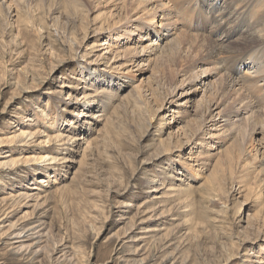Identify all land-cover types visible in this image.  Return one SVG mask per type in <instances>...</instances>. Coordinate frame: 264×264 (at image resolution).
<instances>
[{"label":"rangeland","instance_id":"1","mask_svg":"<svg viewBox=\"0 0 264 264\" xmlns=\"http://www.w3.org/2000/svg\"><path fill=\"white\" fill-rule=\"evenodd\" d=\"M226 1L0 0V264H264V87L196 48L264 5Z\"/></svg>","mask_w":264,"mask_h":264},{"label":"bare ground","instance_id":"2","mask_svg":"<svg viewBox=\"0 0 264 264\" xmlns=\"http://www.w3.org/2000/svg\"><path fill=\"white\" fill-rule=\"evenodd\" d=\"M43 3H44V1L45 0H41ZM46 1H49V0H46ZM56 2V4H57V7L58 6H60V4H61V2H65L67 5H71V4H73V5H76V6H81V5H83L82 4V0H55ZM169 1V0H168ZM171 2L172 1H174V2H178V1H180V0H170ZM182 2V5L183 6H185L186 8H188L187 9V12H188V10H190V8L191 7H189L190 6V4H191V0H181ZM187 2H188V4H187ZM231 2H233L234 4H237V5H242V8H246V7H252V6H254V7H260V6H263L264 5V3L263 2H258V4L256 5L255 3L257 2V0H233V1H226L225 2V6H224V8L226 9L227 8V10L228 9H231L232 8V6H233V4L231 3ZM166 3H167V1H166ZM176 4V3H175ZM166 5V4H165ZM188 5V6H187ZM239 5V6H240ZM71 7V6H70ZM199 7V6H198ZM60 8V7H59ZM247 10V9H246ZM186 11V10H185ZM231 14V13H230ZM229 14V15H230ZM196 22H197V24L198 25H200L199 27H200V29H204V27H203V23H201L200 24V21H197V20H195ZM217 32H224L225 31V29L223 28V27H220V28H217V30H216ZM186 34H188L187 32H185ZM200 33V32H199ZM203 33L204 32H201V34L202 35H198L197 37H199L198 39H200V42H201V44H200V42L199 41H197L199 44H200V47H196L197 45L195 44V42H194V44L196 45V46H194V47H196L197 49L199 48V50L197 51V54H198V52H199V54L201 53L200 51H206L205 52V54L207 53V54H209L207 57H209L208 58V60H211L210 58H211V56H212V58L214 59V55L216 54V53H218L219 55H221V54H228V55H230V54H240L241 56L239 57V58H237L235 55H232L231 56V60H233V59H237V60H239L240 62H246V61H248V64L250 65V70H252V74L253 75H251L250 73L248 74L247 73V75L245 76V78H243V79H241V80H243L242 82V86L244 87L245 85V88L246 87H248V88H246V90L248 91V94H250V91H252V90H254V89H256V87L258 88V87H264V53L263 54H259L260 52H256V51H252V49H254V48H258V47H261L263 44H264V37H260V36H258L257 34H260V33H264V16H262V19H261V24L259 25V28L258 29H255V30H247L245 33H243L242 34V36L241 37H239V38H235V40L234 41H230V39L232 38V35H229V32H225V39H228V43L226 44V43H224L225 41H222V42H220V43H218L217 42V40H214V39H212V38H210L209 36H205V35H203ZM228 33V34H227ZM232 34V33H231ZM180 35V34H179ZM189 35V34H188ZM261 35H263V34H261ZM181 36V35H180ZM183 36V35H182ZM184 37H187V36H184ZM194 36H193V40H194ZM182 39H183V37H182ZM186 39V38H185ZM222 39V38H221ZM176 40H179V39H176ZM184 40V39H183ZM193 40H191V41H193ZM196 40V39H195ZM187 41H189V40H187ZM183 42V41H182ZM185 42V41H184ZM183 42V43H184ZM190 42V41H189ZM185 43H188V42H185ZM184 43V44H185ZM192 43V42H191ZM182 44V43H181ZM180 44V45H181ZM183 44V45H184ZM182 45V46H183ZM193 45V44H192ZM169 46V45H168ZM192 47V46H191ZM189 48H190V46H189ZM173 49V47L171 46V48H170V50H172ZM191 49V48H190ZM194 49V48H193ZM193 49H191V50H193ZM195 54V53H194ZM193 54V55H194ZM217 54V55H218ZM206 56H205V58H207ZM216 61V60H215ZM231 65V64H230ZM219 67H221V66H219ZM223 67H224V69L225 70H228L229 69V71H231V70H233V67H234V65L233 66H230V68H228V66H226V63H225V65H223ZM224 75V74H223ZM224 76H222V78H223ZM226 77V76H225ZM222 78H221V80H222ZM238 78H240V77H238ZM227 79V78H226ZM224 80V79H223ZM240 80V81H241ZM224 83V82H223ZM240 82H238V84H239ZM233 85V84H232ZM234 86V85H233ZM236 87V86H235ZM240 88V87H239ZM238 91V90H237ZM239 91H240V89H239ZM241 92V91H240ZM236 93H238V92H236ZM245 93V92H244ZM243 93V94H244ZM238 94H241V93H238ZM245 95V94H244ZM247 95V94H246ZM139 96V95H138ZM137 96V97H138ZM242 96V95H241ZM249 98H253L252 96L250 97V95H247ZM242 99V98H241ZM248 99V98H247ZM239 100H240V98H239ZM255 102H257L259 105H261L262 107H263V111H264V94L263 95H261V96H257V98H255ZM138 102V101H137ZM240 102V101H239ZM249 104V103H248ZM250 105V104H249ZM246 106H248L247 104H246ZM263 111H261V112H263ZM262 115L264 114V113H261ZM102 115V114H101ZM256 115V117L258 116L259 118H260V114L258 115V114H255ZM264 116V115H263ZM262 117V116H261ZM259 118H257V120H255V124L257 125V124H261V126L263 125L264 126V119H259ZM251 119V118H250ZM254 124V123H253ZM256 125H254L255 127H256ZM258 126V125H257ZM255 127H253V128H255ZM25 134V133H24ZM29 135V134H28ZM55 158V157H54ZM53 158V159H54ZM156 231L157 229L156 228H151V229H146V231L148 232V233H150V232H152V231ZM143 263V262H142Z\"/></svg>","mask_w":264,"mask_h":264}]
</instances>
